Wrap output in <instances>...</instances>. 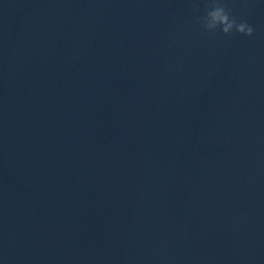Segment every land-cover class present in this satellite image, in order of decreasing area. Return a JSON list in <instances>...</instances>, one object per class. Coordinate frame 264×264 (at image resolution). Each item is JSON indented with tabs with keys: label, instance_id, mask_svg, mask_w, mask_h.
Returning a JSON list of instances; mask_svg holds the SVG:
<instances>
[{
	"label": "water",
	"instance_id": "water-1",
	"mask_svg": "<svg viewBox=\"0 0 264 264\" xmlns=\"http://www.w3.org/2000/svg\"><path fill=\"white\" fill-rule=\"evenodd\" d=\"M225 3L252 37L0 0V264H264V0Z\"/></svg>",
	"mask_w": 264,
	"mask_h": 264
},
{
	"label": "clouds",
	"instance_id": "clouds-1",
	"mask_svg": "<svg viewBox=\"0 0 264 264\" xmlns=\"http://www.w3.org/2000/svg\"><path fill=\"white\" fill-rule=\"evenodd\" d=\"M196 11L199 12V8ZM195 19L203 32L208 34L220 33L230 38L234 35L252 37L255 34V28L247 20L232 14L225 0H205L204 15H197Z\"/></svg>",
	"mask_w": 264,
	"mask_h": 264
}]
</instances>
